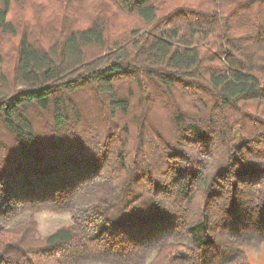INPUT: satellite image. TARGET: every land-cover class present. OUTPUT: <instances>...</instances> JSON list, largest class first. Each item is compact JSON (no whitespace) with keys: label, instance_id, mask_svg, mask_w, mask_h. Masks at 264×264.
Returning a JSON list of instances; mask_svg holds the SVG:
<instances>
[{"label":"trees","instance_id":"16d2710c","mask_svg":"<svg viewBox=\"0 0 264 264\" xmlns=\"http://www.w3.org/2000/svg\"><path fill=\"white\" fill-rule=\"evenodd\" d=\"M43 209L71 221L41 237ZM260 243L264 0H0V264Z\"/></svg>","mask_w":264,"mask_h":264},{"label":"rangeland","instance_id":"374dc122","mask_svg":"<svg viewBox=\"0 0 264 264\" xmlns=\"http://www.w3.org/2000/svg\"><path fill=\"white\" fill-rule=\"evenodd\" d=\"M30 216L29 212H22L8 221L5 226L14 227L26 221ZM37 221V234L41 237L51 233L59 226L71 221V214L67 212L58 213L50 210H39L33 214ZM246 255L251 264H264V243L256 244L246 248ZM84 264H108L98 261H86Z\"/></svg>","mask_w":264,"mask_h":264}]
</instances>
